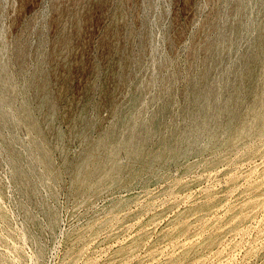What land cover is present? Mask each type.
<instances>
[{
  "label": "rangeland",
  "instance_id": "rangeland-1",
  "mask_svg": "<svg viewBox=\"0 0 264 264\" xmlns=\"http://www.w3.org/2000/svg\"><path fill=\"white\" fill-rule=\"evenodd\" d=\"M263 116L264 0H0V264H264Z\"/></svg>",
  "mask_w": 264,
  "mask_h": 264
},
{
  "label": "bare ground",
  "instance_id": "bare-ground-1",
  "mask_svg": "<svg viewBox=\"0 0 264 264\" xmlns=\"http://www.w3.org/2000/svg\"><path fill=\"white\" fill-rule=\"evenodd\" d=\"M264 117V116H263ZM263 121V119L261 120V122ZM261 122H259L261 124Z\"/></svg>",
  "mask_w": 264,
  "mask_h": 264
}]
</instances>
